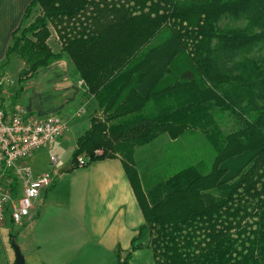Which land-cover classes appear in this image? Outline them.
<instances>
[{
	"label": "trees",
	"instance_id": "16d2710c",
	"mask_svg": "<svg viewBox=\"0 0 264 264\" xmlns=\"http://www.w3.org/2000/svg\"><path fill=\"white\" fill-rule=\"evenodd\" d=\"M11 53L20 82L71 57L103 117L77 138L71 167L81 154L121 159L145 220L132 250L147 230L154 264H264V0H31ZM187 130L209 143L211 164L147 173L144 192L136 148Z\"/></svg>",
	"mask_w": 264,
	"mask_h": 264
},
{
	"label": "crops",
	"instance_id": "0c3cea01",
	"mask_svg": "<svg viewBox=\"0 0 264 264\" xmlns=\"http://www.w3.org/2000/svg\"><path fill=\"white\" fill-rule=\"evenodd\" d=\"M30 1L0 0L3 105L7 111L22 109L31 117L58 115L66 122L82 114L89 120L85 132L91 125L92 116L95 117L91 113L97 112L100 118L102 115L93 98L83 95V81L68 54L64 53L48 66L38 68L22 82L19 81V73L24 62L14 53L6 57L12 33L19 27ZM49 28L51 35L47 43L52 51L58 52L62 43L55 29L51 25ZM13 58L17 59L14 72L11 67ZM162 135L167 136L168 141L164 139L166 144L175 145L180 140V137L171 140L167 134ZM64 136L53 146L58 149L61 142L57 143ZM150 144L136 148L134 153L144 192L148 187V172L140 169L143 171V167L152 161L154 151L150 153L146 147ZM139 154L142 156L138 157ZM31 156L26 161L29 169ZM82 157L84 165L77 164L62 173L58 171L71 161L70 158L58 160L56 157L53 163L49 159L50 165L61 167L53 175L51 184L36 197L30 216L23 223H14L6 217L0 224V264H14L13 239L25 264H117L118 256L123 258L129 252L128 264H154L153 253L144 239L140 248L132 250L131 241L145 220L121 159L106 157L92 161ZM44 172L48 171L30 170L31 175Z\"/></svg>",
	"mask_w": 264,
	"mask_h": 264
},
{
	"label": "built area",
	"instance_id": "2783aa9c",
	"mask_svg": "<svg viewBox=\"0 0 264 264\" xmlns=\"http://www.w3.org/2000/svg\"><path fill=\"white\" fill-rule=\"evenodd\" d=\"M2 84L0 80V224L6 217L23 223L36 197L53 181L49 172L31 175L26 161L35 151L52 147L64 134L67 123L58 115L31 117L22 109L7 111L2 102ZM55 159L50 157L52 163ZM77 162L85 164L82 156Z\"/></svg>",
	"mask_w": 264,
	"mask_h": 264
},
{
	"label": "rangeland",
	"instance_id": "374dc122",
	"mask_svg": "<svg viewBox=\"0 0 264 264\" xmlns=\"http://www.w3.org/2000/svg\"><path fill=\"white\" fill-rule=\"evenodd\" d=\"M38 12L32 13L30 18L25 20L23 22V25H28L33 20V17L36 16ZM244 21H237L230 18H223L220 21L221 27H230V26H239L243 25ZM58 41V40H57ZM60 41V40H59ZM58 41V42H59ZM54 52V51H53ZM11 63V67H13L12 72H14V63L17 61L14 60ZM10 67V69H11ZM78 108V106H77ZM76 108V109H77ZM74 111L71 110V114L73 115ZM71 115V116H72ZM81 117H73L70 119V121L66 122L67 127L65 129V136L59 140L57 145L59 144V148L57 149L55 146H53L51 149L48 148H41L31 156V169L32 172H35L37 170H46L48 171L52 176L55 175L56 171L61 167L60 165H50L49 159L51 156H55L59 159H63L64 157L72 158V154L74 151V146L76 143V139L79 134H82L84 132V129L89 125L88 118L84 117L85 115L80 114ZM91 115H94L96 119L99 120V114L97 112L91 113ZM93 117V116H92ZM100 119H103L101 116ZM227 127H230V125H227ZM160 138L153 141L150 145L146 146L148 151L152 153L153 150L154 153L151 156L152 161L147 163L145 167H143L141 172H148L153 176H157L160 179L163 176H170L177 170L185 167L186 165H189L193 162H195L196 159L204 161L208 166L211 164L212 158H213V150L209 143L206 141V139L202 136V134L193 131V130H187L178 140V143L176 142L175 145H172L170 142H167L166 135L159 136ZM166 139V141L164 140ZM63 141V142H62ZM165 142V143H163ZM56 145V144H55ZM99 152V151H97ZM80 156L87 157L85 154H81ZM142 156L141 154L138 155V157ZM57 174V173H56ZM11 227V225H10ZM147 230H145V243L147 239Z\"/></svg>",
	"mask_w": 264,
	"mask_h": 264
},
{
	"label": "water",
	"instance_id": "95a60500",
	"mask_svg": "<svg viewBox=\"0 0 264 264\" xmlns=\"http://www.w3.org/2000/svg\"><path fill=\"white\" fill-rule=\"evenodd\" d=\"M71 161L67 163L64 167H62L58 172H67L71 169ZM12 247L14 251V264H25L24 257L21 254L18 245L15 242H12Z\"/></svg>",
	"mask_w": 264,
	"mask_h": 264
}]
</instances>
